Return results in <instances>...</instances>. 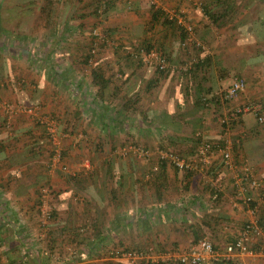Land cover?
<instances>
[{"label": "crops", "instance_id": "crops-1", "mask_svg": "<svg viewBox=\"0 0 264 264\" xmlns=\"http://www.w3.org/2000/svg\"><path fill=\"white\" fill-rule=\"evenodd\" d=\"M57 2L0 0V103L42 104L47 113L54 111L70 125L75 123L78 139L107 140L112 135L116 146L125 138L152 149L172 144L182 153L196 151L197 137L220 140L226 129L221 131L224 125L220 119L235 106L254 101L264 120V49H250L264 36V29L258 36L257 24L251 34L243 31V26L210 35L207 28H219L206 17L207 28L199 34L209 48L202 53L185 52L176 24L163 23V17L154 20L153 13L158 6L168 18L182 12L189 24H203L189 0H162V5L151 0H106L108 8L100 28L112 33L108 43H113V51L98 49L89 61L90 30L98 23L93 8L98 1ZM254 8L258 9L256 4ZM245 13L239 19L228 18L225 26L249 23ZM146 46L166 55L167 72L160 73L152 63L142 61ZM199 58L210 59L208 79L202 84L185 72ZM93 71L108 79L109 89H113L109 104L113 108L104 118ZM236 77L246 80L237 99L227 105L220 100L204 107L198 104L206 87L214 94ZM244 113L227 134L232 143L239 142L233 151L235 159L249 165L261 182L260 189L252 192V201L264 226V122L259 124L254 116L255 123L250 117L246 124ZM3 114L0 106V121ZM28 119L17 116L11 129L0 127V141L7 145L0 155V264H103L105 259L95 251L121 249L123 245L135 248V240L143 249L161 251L163 257L169 250H187L203 239L222 249L250 217L239 202L233 203L231 179L217 149L209 153L206 168L190 176L167 164L164 172L147 180V162L113 161L110 187L116 192V203L112 194L108 196V184L100 176L105 165L96 153V160L90 163V170L96 171L93 178L71 179L58 171L47 174L33 162L24 150L23 134L31 124ZM254 126L257 129L250 131ZM108 148L106 144L104 151ZM4 156L10 162H5ZM75 157L72 164L78 161ZM45 182L55 190L49 201L54 216L41 230L36 206ZM219 184L224 188L217 192ZM111 233L113 243L108 239ZM118 233L125 237L114 238ZM126 233L138 238L131 241ZM49 248L56 258L47 257ZM252 248L257 252L260 247ZM232 263L264 264V256L241 254Z\"/></svg>", "mask_w": 264, "mask_h": 264}, {"label": "trees", "instance_id": "trees-1", "mask_svg": "<svg viewBox=\"0 0 264 264\" xmlns=\"http://www.w3.org/2000/svg\"><path fill=\"white\" fill-rule=\"evenodd\" d=\"M43 1H44L43 4L49 5V4L53 3V0H43ZM97 1H98V3L93 8V12L96 11V7L102 2V0H100V1L97 0ZM253 1L255 3L250 2L248 4L242 5L244 12H241V13L243 15L246 12L245 14L249 15V17H250L249 23H243V21H237L232 26H230V28L237 29L238 27L240 28V27L244 26L243 31L251 33L255 29L254 28L255 24H257V27L260 29V31L258 32V36H259L260 34H262L263 29H264V13H262V11L264 10V7L262 6V5H264V0H252V2ZM258 1H260L261 4H259ZM255 4L258 7L257 10L254 8ZM244 5H245V8H244ZM252 6L254 9L252 8ZM240 7H241V5H236L234 0H210L209 4H207V5H206V3L203 4V8H202L203 10L202 11L208 17V19L210 21H212V23L215 26L220 28V26H223V25L225 26V22L227 21L228 18H233L232 15L236 14V10H238V8H240ZM106 9H107V3H106V8L103 11V13L106 11ZM154 9H155V11L153 13L154 20H158L159 18L163 17V23L166 24V23L170 22L171 24L172 23L176 24L175 27L179 29V32L181 34L182 43H183V44L181 43L182 48L186 50L185 52H188V50H191V51L195 50V49L189 48L185 45L186 44L185 30L181 25L176 23V19H174V18L170 19L166 15H163L158 6L155 7ZM251 9H253L255 11V13L252 12ZM241 13L238 14L237 18H239V15ZM253 14L254 15L256 14L255 18H253L254 17ZM258 23H260V24L258 25ZM106 36L109 37L108 35H106ZM203 42H205V41H203ZM91 43H92V41H91ZM205 43H207V42H205ZM255 46H256V48H255ZM255 46L251 45L250 49L251 50L256 49L257 50L256 52H261L260 47L262 49H264V36H263V39L258 38V40H256ZM199 48L200 47L196 48L197 52H200ZM148 49H149L148 46H146L145 49L142 48V50H148ZM164 56H166V55H164ZM87 58H89L88 52H87L86 59ZM166 60L168 62L167 69H165L163 71H159L154 66L158 72L165 73L169 70L170 66H169V61H168L167 57H166ZM209 61H210L209 58L208 59L199 58L197 60V62H195V63L193 62L192 67L187 66L188 68L185 71V72H187L186 74L188 75V77H189V75L191 78L194 77L195 78L194 80H197V82L199 84H202L203 81L206 82L208 79L206 76L209 73V70H207L206 68L208 67ZM92 82H93V84L98 85L97 96L102 101L101 110H102V114H104L103 115V118H104L105 116H107L109 114L110 111H112V108H113V105H109L110 103H112V100H113V89L112 90L109 89V80L105 79L104 76L97 71H93V73H92ZM245 82H246V80H245ZM206 88L207 89L205 91V94H201L200 97L197 99V102L199 105L204 107L205 105L209 106L214 100H215V102H219V100L221 101V99L217 96V94H215V93L209 94L210 86H208ZM222 102L225 105L229 104V102H227V101H222ZM247 104H256L257 105L258 103L249 102ZM247 104H244V105H247ZM24 106H26V107L31 106V108L35 112L32 114H27V115L23 114V113H21V115H17V116L26 115V117L30 118V119H28L31 122L30 127L25 131V133L23 134V137H26V140L24 141V143L26 144L24 147V150L28 152L30 157H32V161L35 163H39L41 166H43L44 171L47 174L54 172V171H58L62 175L68 176L71 179L82 178V177L93 178L96 171L90 170V162L89 163L87 162V166H84L82 163V167L79 169H75L74 171H72L73 169H71L70 163H72L71 160H73L75 156L78 157L77 162H80V161H82L83 157L85 158L87 156V152H90V153L92 152V154L96 153L99 161H101V163L105 165L104 173H102V175H100V176H102L106 180V183L108 185L107 186L105 185V186L107 187V192H109L108 196L111 197V194H112L113 195L112 200L114 202L117 199L116 192L112 187H110V182H113L112 181V179H113V168H112V161L110 159V156L112 154L114 157L113 161L114 160L115 161L127 160V161H131V162H134V161L135 162L136 161L147 162L149 164V168L145 173L148 176L147 180L154 178V176H157L161 172H164V167L167 164L169 166H171L174 170L183 172L184 174H186V176H190V175L197 173V172H200V170H203L206 168V166L205 165L202 166L201 163H197V167L191 168V169L179 168L176 164H174L171 161L169 156L164 157L161 154V153H163V151L164 152L166 151V153L168 152L171 155L177 156L179 158H186V159H189V157L194 158V157H196V151L198 150V147L203 142V140H200L199 137H197L198 142L196 144V149H195L196 151H194V152L191 151L189 153H182V152L172 148V144H169L170 146H161L159 148L152 149L146 145H142V144L138 143L139 145L145 147L146 149H148L150 151L149 152L150 154L147 155V157L138 158L135 155H132L130 153L129 154L128 153L127 154L122 153V149L124 147H127L128 145H131V144H137L136 142L131 143L130 141H128V139L122 138L120 140V145L116 146V141H115V139H113L112 135L109 136L107 140L99 138L97 141H94L93 139H90V138L84 139L83 136L79 137L80 139H78L79 133H78V130L75 129V123L72 122L73 125L72 124L70 125V123L67 122L68 120L58 116L56 114V112H54V111H50V113H47L46 111H44L45 110L44 105H42V104L37 103V104H31V105H23L22 107H24ZM234 108H237V107L235 106ZM248 112H251L252 114H254V116L256 117L255 119L257 120V116L255 115V113H253L252 111H248ZM232 113H233V111L231 110V112L226 114L228 117H230L229 122L227 124L222 123L224 126H222L223 129L221 131L224 130L225 126L227 129V130L225 129L223 131L224 133L225 132L227 133V131H230L231 129H233L235 123L241 122V120H239L237 118L240 117V115L242 113L236 114V117ZM234 114H235V111H234ZM14 115H13V117H14ZM259 115H261L260 108L258 111V116ZM13 121H14V119H11V124L9 127H7L6 126V116L3 115V117L0 121V127L6 128V129H11V127H12L11 125L13 124ZM49 121H53L55 123L54 126L57 127V130L59 132V146H60L59 163H61V164L56 166V168L53 171H51L48 168V166H49V163H51V159H52L53 155L56 153V146L51 143V136L47 131V123ZM76 121H78V120L76 119ZM256 122H258V120ZM259 124L256 123V125L260 126ZM103 128H106V126ZM253 129H257V127L254 126L253 128H251L250 131H253ZM240 140L243 141L244 139L241 138ZM204 141L212 142L210 140H204ZM212 143H214V144L217 143L215 145L214 144L212 145L215 147L223 146L225 143L223 133H222V137L220 138V140H217L215 142L213 141ZM75 144H78L80 146L81 151H79V150L77 151L75 149ZM106 144H108V146H109L107 152L104 151V147L106 146ZM238 146H239V142L232 143V149H231L232 153H233V151H235V149H238ZM6 149H7V145H5L4 142L0 141V155L3 152H5ZM94 154L92 155L93 157H94ZM3 158H5V160H4L5 162L6 161L10 162V160L7 159V156H4ZM233 158H234L236 163H238V164L241 163L237 159H235L234 156H233ZM90 160H93V158H91ZM91 164H92V162H91ZM242 164H244V163H242ZM63 165L67 167V169H68L67 171H64L61 168ZM154 166H156L155 170L153 169ZM96 174H99V172L97 171ZM152 175H154V176L152 178H150L149 176H152ZM220 185H221V188H218V186L215 187V190L217 192L222 191L223 190L222 188H224V187H222V184H220ZM260 185H261V182H260ZM260 187L258 189H260ZM40 189H41V192H40V197L38 199V203L36 206V209H37L36 212H37V217H38L37 220H38L39 227L41 228V230H43L45 227L48 226L49 222L52 220V218L54 216L53 206L51 205V203L49 201L52 198V195L54 196L55 190L47 182H45L41 186ZM230 193L232 194V196H234L231 181H230ZM43 202H46V203L49 202L48 204H50L49 205V216H46L45 214L43 215L41 212V205ZM237 202L241 203V200H237ZM116 203H117V200H116ZM251 205L254 206L252 200H251ZM129 235L132 238L131 233ZM237 235L238 234H236V236ZM236 236H234V238L231 241H233ZM135 237H137V235H135ZM135 239H137V238H135ZM231 241H229V242H231ZM48 242H49V240H48ZM135 242H136L135 248H132L129 245H123V248L114 249L113 251L117 250L118 254H121L122 252L131 251V250H138V251H144V252L149 251L147 249H143L137 240H135ZM111 249H113V248H111ZM101 251H95L98 257H101V253H100ZM47 252H48V254H47L48 258H50V259L56 258V257H54L55 255H54V251L52 248L47 249ZM113 254H114V252H113ZM114 256L115 255H113V257L109 258L108 260L103 261V264H123L120 261H118L117 258H115ZM232 260L233 259L223 260L220 262V264H235V263H232ZM143 262H144V260H140V264H143Z\"/></svg>", "mask_w": 264, "mask_h": 264}, {"label": "built area", "instance_id": "built-area-1", "mask_svg": "<svg viewBox=\"0 0 264 264\" xmlns=\"http://www.w3.org/2000/svg\"><path fill=\"white\" fill-rule=\"evenodd\" d=\"M152 3H156V0H151ZM106 8V1L103 0L97 7L95 14L97 15V26L91 30L92 43L88 50L89 53V61H92L93 58L97 55L98 47L103 43L110 42V39L101 32L100 23L101 16L103 11ZM170 18H175L176 23L181 25L185 33L187 35V40L194 41L196 45H200L195 39L193 26L189 24L185 17L182 14L172 13L169 15ZM142 61L145 63H152L159 71H163L167 69L168 62L166 60V56L163 53L159 52L154 47L149 48L148 50H142ZM246 88V82L242 77L234 78L233 82L224 90H219L215 94L221 99V101L231 102L238 98L240 93L244 91ZM8 105L6 111L8 114L6 116V126L9 127L11 124V118L14 113H23V114H32L35 113L31 106L22 107L23 105ZM259 106L256 104H247L242 107L231 108L233 111V115L243 112L252 111L257 116V120L259 123H263V117L261 115L258 116ZM235 111V114H234ZM230 120V117L225 115L220 119V123L227 124ZM53 121H49L47 123V131L51 136V143L56 146V153L53 155L51 159V163H49L48 168L53 171L56 166L60 165L59 163V132L57 127L54 126ZM227 133H224L225 143L221 147L212 146L214 143L204 141L198 147L196 157L192 159L179 158L177 156L171 155L170 153H166V151L162 154V156H169L171 161L176 164L179 168H195L197 167V163H201L202 166L206 165L209 162V153L215 149L220 151L221 161L223 167L227 171L230 176L231 184L233 188V197L234 204H238L237 200H241V206H243L250 217L245 221L242 225L238 235L231 242H228L224 245L222 249H219L212 245V243L206 239L199 241L197 244L192 246L191 248L178 252L171 253L168 252L166 257H163L161 254L157 253L156 255H150L149 252L131 250L127 252H122L121 255L125 259H141L146 260V262H153L157 264H165L166 262H172L175 264H220L223 260L234 259L237 255L241 254H250L254 255L255 253L264 256V226L261 225L259 219L256 217V209L255 206L251 205L252 200V192L257 190L260 187V180L255 177L251 167L247 164H238L235 162L232 153V142L225 137ZM217 144V143H215ZM214 144V145H215ZM215 147V148H214ZM150 151L145 147L139 144H131L122 149L123 154H132L138 158L147 157ZM64 171H67L66 166L61 167ZM156 169V166L153 167ZM74 171V170H72ZM218 188H221V185H218ZM42 214L49 216V204L43 202L41 205ZM258 245L260 248L256 252L252 247ZM151 251V250H149ZM243 264V263H241Z\"/></svg>", "mask_w": 264, "mask_h": 264}, {"label": "rangeland", "instance_id": "rangeland-1", "mask_svg": "<svg viewBox=\"0 0 264 264\" xmlns=\"http://www.w3.org/2000/svg\"><path fill=\"white\" fill-rule=\"evenodd\" d=\"M41 3H44V1L43 0H39ZM54 2V4H58L59 2H57V1H59V0H53ZM100 1V0H99ZM162 0H156V3H160L161 5H162V2H161ZM190 1V3H192L193 4V6H194V8L192 9L193 11L194 10H197L196 12H194L197 16H199L200 17V21H205L206 20V15L204 14V12L202 11L203 9V2H205V0H189ZM235 1V3H236V5H241V7H242V5L243 4H246V3H255L254 1L252 2V0H234ZM194 2H195V4H194ZM259 2V4H261V2L260 1H258ZM258 4V5H259ZM154 5V4H153ZM263 7H264V5H262ZM241 7L240 8H238V10H236V14H234V15H232V17H233V20L234 19H239V18H237V16H238V14L239 13H241V12H244L243 10H241ZM108 8V7H107ZM252 8H253V6H252ZM199 9H200V11H199ZM254 9V8H253ZM253 9H251L252 10V12H254L255 13V11L253 10ZM106 12V11H105ZM105 12L102 14V16H101V20L103 21V19H104V14H105ZM170 12V11H169ZM258 12V11H257ZM262 13H264V10L262 11ZM180 14H182V15H184V13H182V12H180ZM242 14V13H241ZM97 16V15H96ZM184 17H185V20L187 19L186 18V16L184 15ZM187 22H188V20H186ZM231 22H233V21H231ZM199 24V23H198ZM202 24V23H201ZM197 25V26H194V24L192 25V26H194L193 27V30H194V36H195V39L198 41V42H200V45H196V43L193 41H189V40H187L186 38H187V35H186V38H185V41H186V46L187 47H189V48H192V49H195V51H196V48L197 47H200L199 49H200V52L199 53H202V52H204V51H206L208 48H209V45H208V43H205V42H203L202 41V39H201V37L202 36H200V34H199V32L203 29V28H205L206 26V24H205V22H203V24L202 25ZM214 26V25H213ZM230 26L231 25H229V26H220V28L219 27H217L216 26V28H219L218 30H214V28H207L208 30H209V32H208V34H210L211 35V33L212 34H214V32L215 33H220V30H221V32H223V31H227L229 28H230ZM209 27V26H208ZM242 28V27H241ZM232 29V28H231ZM101 30V32H103V33H105L106 35H108L109 37V39L110 40H112L113 39V37H111V35H112V33H108V32H105V31H103V29H100ZM237 30V29H236ZM251 34V33H250ZM90 35H91V30H90ZM62 43V42H61ZM60 43V44H61ZM110 44V45H109ZM88 46L86 45V48H87ZM113 43L111 42V43H103L101 46H99L98 47V49H99V51H101V50H111V51H113ZM90 48V47H89ZM89 50V49H88ZM232 55H230V61H233L232 60V57H231ZM230 82V80L228 79V81L226 82V86H227V84ZM214 90H216V89H214ZM10 104V105H18V103H9L8 101H5V102H1L0 103V106H1V109L3 110V115H5V114H8L6 111H10V110H7V107H8V105H6V104ZM252 103H255L254 101H252ZM244 106V105H243ZM240 107H242V106H240ZM12 114H15L14 115V117L13 118H11V119H15V117H17V114L16 113H14V112H11ZM245 114H247V113H244V117H243V120H244V122L247 124V122H248V120H249V118L251 117V121H252V123L254 122L255 123V121L253 120V117H254V115L251 113H248V115H245ZM9 115V114H8ZM255 118V117H254ZM13 125V124H12ZM11 125V126H12ZM233 132V129H231L229 132ZM225 137H227L230 141H231V137H230V135H229V133L225 136ZM232 142V141H231ZM75 149L78 151H81V149H80V146L78 145V144H75ZM89 150V149H88ZM91 151V150H90ZM93 154H92V152L90 153V152H87V156L85 157V159H84V157H83V159H82V161H80V162H76V163H70V166H71V169H73V170H75V169H79V168H81L82 167V163H84V162H92V160H90L91 158H93V156H92ZM113 154L110 156V159H111V161H112V165H113ZM96 159H94L93 158V161H95ZM115 161V160H114ZM120 161V160H119ZM105 186V185H104ZM50 205V204H49ZM136 220H138V219H136ZM130 230L131 231H135L136 230V228L135 227H131L130 228ZM108 232V231H107ZM119 235H121L120 233H118V235H116L114 238H118V237H120ZM126 235V237L129 239L130 238V235L129 234H125ZM132 235V239H131V241H133V240H135V238H138V237H135V235H133V233L131 234ZM135 238H134V237ZM121 237H125L124 236V234L122 233V235H121ZM112 243H113V233H111L110 234V236H109V238H108ZM112 245V244H111ZM114 249H111V248H106V249H104V250H102L100 253H101V258H104L105 260L104 261H106V260H108L109 258H111V257H113V255H115L114 257L115 258H117V260L118 261H120L121 263H123V264H140V260L141 259H135V260H131V259H125V258H123V256L121 255V254H118L117 253V250L116 251H113ZM171 253H178V252H182V251H185V250H169ZM113 252H114V254H113ZM149 253H150V255H156L158 252H161V251H155V250H151V251H148ZM163 252V251H162ZM117 253V254H116ZM113 261V260H112ZM143 264H157V263H153V262H146V260H144V262H143Z\"/></svg>", "mask_w": 264, "mask_h": 264}]
</instances>
